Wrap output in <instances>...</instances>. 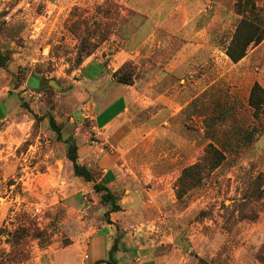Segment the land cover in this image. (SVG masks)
<instances>
[{"label":"rangeland","instance_id":"1","mask_svg":"<svg viewBox=\"0 0 264 264\" xmlns=\"http://www.w3.org/2000/svg\"><path fill=\"white\" fill-rule=\"evenodd\" d=\"M254 3L264 19V0ZM173 10L172 28L159 29L164 31L158 37L163 48L146 58L148 68L137 70L133 62L127 68L139 81L154 70L153 58L171 67L159 66L155 71L163 69V76L136 86L172 98L180 107L168 124L162 123L166 116L156 118L155 124L163 126L156 138L162 142L160 154L171 155L176 144L170 141L177 139L194 147L179 148L176 163L158 165L180 172L201 159L208 143L221 147L225 159L199 180L180 181L187 194L179 201L183 207L177 217L167 215L151 226L167 236L172 226L176 238L163 248L154 244L147 253L166 254L163 264H197L199 259L206 264H264V117L256 120L248 105L254 82L264 89V39L233 62L225 50L241 19L236 0H187ZM139 19L135 9L115 0H0V48L9 56L0 67V264H71L61 256L71 238L106 221L102 215L93 225L88 221L94 216L88 206L93 197L100 204L99 196L93 183L74 176L81 185L75 183L65 164V144L48 118L78 142L93 140L91 121L82 115L89 112L91 82L82 70L98 58L102 62L93 65L91 74L100 67L111 71L106 54L123 45L128 38L123 33L129 34ZM150 115L141 114L140 120ZM142 130L145 136L146 127ZM247 132L250 141L244 138ZM148 147L141 148L143 155ZM171 186L167 190L176 188V181ZM145 188L149 191L152 183ZM121 197L125 202L123 190ZM75 206L76 214L69 213ZM119 227L137 231L126 217ZM145 260L137 252L128 264Z\"/></svg>","mask_w":264,"mask_h":264},{"label":"crops","instance_id":"2","mask_svg":"<svg viewBox=\"0 0 264 264\" xmlns=\"http://www.w3.org/2000/svg\"><path fill=\"white\" fill-rule=\"evenodd\" d=\"M115 1L120 5L123 4L135 9L140 19L134 29L128 30L129 34L123 33L124 29H122L121 33L128 35V38L122 40L124 43L118 49L106 54L104 59L107 62L106 67L111 71L106 70L104 74H100L103 69L100 67L97 70L100 75L97 73L92 75L93 65L97 66L102 62L98 58L96 61L85 64L82 70L84 80L89 79V82H91V90L86 93L89 99L86 104L89 112L85 111L82 115L91 121L90 130L93 140L80 142L78 153L80 161L88 166L92 174L96 173L97 181H104L112 189L118 190L120 196L123 190L125 202L121 201V197L119 203L122 210L112 213L113 224L102 220L100 222L102 224L98 227L93 225L94 218L99 217V215L103 216L108 206L97 203L92 195L94 200L91 202L92 205L88 206V209L92 210L94 216L93 219L87 218L93 225L90 227V233L87 232V234L85 231L79 234V237H72V243L69 244L65 253L61 256L67 262L70 260L71 264H93L97 260L106 259L117 231L119 232L117 234L121 235L119 245L122 250L118 252L119 264H128L129 257L137 252H141L142 255H145L146 260L148 259V262L145 260V264H163L167 258L166 254L160 252L155 256L152 253L148 254L147 249L151 246V248H154V244L158 246L157 248L169 246L167 244H172L176 238L172 233V226L168 228L171 231L168 236L161 234V230H154L152 227H155L158 223H163L162 220L167 215L177 217V213L174 212L176 188L167 189L170 184L174 185L181 171L177 173L172 170V172L166 171V169L160 168L158 164L162 162L176 163L180 157L179 148L193 150L194 143L181 140L179 144L180 140L178 139L170 141L176 144L171 155H168V153L161 155L158 147L161 149L162 142L156 140V138L163 126L155 123L156 121L158 123V119L166 116V120L162 123L168 124L167 120L177 115L180 107L172 98L169 99L161 93H148L136 86L137 84L147 83L146 81H152V79L148 80L150 78L155 77V79H158L163 76V69L155 70L159 66L171 68L169 63L162 62L164 60L161 58H153L151 61L156 62L154 70L149 73L148 71L144 72V76L139 81L134 78L133 84L116 82L112 73L128 61L133 62L137 66V70L147 69L146 58H152V55L159 50L158 37L160 33H164L163 30L159 29H164L166 26L172 28L168 24L175 16L176 10H173V6L176 3L186 4L187 0ZM183 19L184 24L188 25L186 15ZM205 28L203 25L202 29ZM114 36L119 37L117 34H114ZM160 48L162 49L163 45ZM153 72L154 75H151ZM149 112L151 113L149 119L140 120L141 114ZM167 126V128L171 127L170 124ZM144 127H146L145 136L141 133ZM169 136L168 138L173 137L171 134ZM147 137L148 142L144 140ZM147 144H149L150 151L147 155H143L141 148L147 147ZM163 158L165 159L163 160ZM64 159L68 169L69 163L66 156ZM140 165H145V167ZM173 175L174 178H172ZM72 178L76 184L81 185L79 179H76L73 175ZM171 178L173 181L167 182ZM149 182L152 183L153 187L148 188L150 192L146 191L147 188H145V185ZM86 187L89 188L90 186L86 185ZM76 212V206L71 207L69 210V213L76 214ZM125 217L130 218L136 224L137 231L134 233L127 232V228L121 230L119 225L121 226V222ZM144 226L147 230H143ZM81 227L82 225L79 226V229ZM162 237H165V239H160ZM137 244H139L138 247ZM141 250H145V253Z\"/></svg>","mask_w":264,"mask_h":264},{"label":"trees","instance_id":"3","mask_svg":"<svg viewBox=\"0 0 264 264\" xmlns=\"http://www.w3.org/2000/svg\"><path fill=\"white\" fill-rule=\"evenodd\" d=\"M236 10L237 13L241 15V19L237 23L232 39L225 50L226 55L233 62H238L245 56L247 47L250 44L257 45L264 39V19L260 14V9L254 3V0H236ZM8 60L9 56L3 54L0 48V67H5ZM131 65L134 66L131 61L125 62L112 73L116 82L121 84H133L134 77L132 72L127 69ZM105 72L106 71L102 70L100 74H104ZM33 89L35 91L40 90V88L36 87H33ZM248 105L253 109V117L256 120H260L261 116L264 117V89L258 82H254L250 89ZM48 124L49 127L56 132L58 140L65 144V156L69 163L68 171L73 176L80 178L83 182L93 183L92 188L99 196L100 203L108 206V209L103 214L106 218L105 222L113 224L114 222L111 218L112 213L122 210L119 203L120 195L118 190L112 189L104 181L95 182L91 170L79 159L78 150L80 142H78L73 135H66L64 127L58 125L52 116L48 118ZM244 138L250 141L252 134L247 132ZM223 151L221 147L214 143H208L204 148V155L201 159L182 169L181 174L176 180V201H174L176 204L174 212L181 210L183 206L180 205L179 201L187 194L185 193L187 190L180 186V181L190 179L194 182L201 179V177L206 174L205 171L209 172L217 168L225 159ZM120 238L121 235L116 234L106 259L97 260L93 264H101L103 262L106 264H119L118 252L122 251L119 245ZM199 263L206 264L207 262L204 259H199L197 264Z\"/></svg>","mask_w":264,"mask_h":264},{"label":"water","instance_id":"4","mask_svg":"<svg viewBox=\"0 0 264 264\" xmlns=\"http://www.w3.org/2000/svg\"><path fill=\"white\" fill-rule=\"evenodd\" d=\"M51 82L54 84L55 87H58V85L55 84L54 81H49V83H51Z\"/></svg>","mask_w":264,"mask_h":264}]
</instances>
